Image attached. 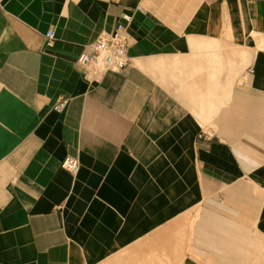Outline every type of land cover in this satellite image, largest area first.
Segmentation results:
<instances>
[{
    "label": "crops",
    "instance_id": "obj_1",
    "mask_svg": "<svg viewBox=\"0 0 264 264\" xmlns=\"http://www.w3.org/2000/svg\"><path fill=\"white\" fill-rule=\"evenodd\" d=\"M0 264H264V0H0Z\"/></svg>",
    "mask_w": 264,
    "mask_h": 264
},
{
    "label": "built area",
    "instance_id": "obj_2",
    "mask_svg": "<svg viewBox=\"0 0 264 264\" xmlns=\"http://www.w3.org/2000/svg\"><path fill=\"white\" fill-rule=\"evenodd\" d=\"M125 21L129 16L124 15ZM55 31L50 30L46 34L49 42L55 39ZM129 38L126 25L120 23L112 33H104L90 46L89 52L83 53L77 63L87 71H91L98 76L108 72H120L130 64L128 56ZM68 106V100L57 103L53 110L57 114H62ZM62 168L76 173L79 168V161L68 157L62 162Z\"/></svg>",
    "mask_w": 264,
    "mask_h": 264
}]
</instances>
